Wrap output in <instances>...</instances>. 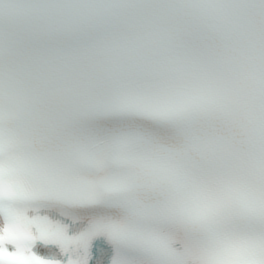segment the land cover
Wrapping results in <instances>:
<instances>
[{
	"label": "snow or ice",
	"instance_id": "6c2138e0",
	"mask_svg": "<svg viewBox=\"0 0 264 264\" xmlns=\"http://www.w3.org/2000/svg\"><path fill=\"white\" fill-rule=\"evenodd\" d=\"M0 264H264V0H0Z\"/></svg>",
	"mask_w": 264,
	"mask_h": 264
}]
</instances>
